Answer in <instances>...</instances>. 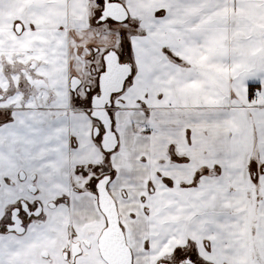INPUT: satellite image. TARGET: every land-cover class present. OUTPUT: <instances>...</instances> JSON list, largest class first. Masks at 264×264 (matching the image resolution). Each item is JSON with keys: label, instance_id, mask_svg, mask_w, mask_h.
Instances as JSON below:
<instances>
[{"label": "snow or ice", "instance_id": "1", "mask_svg": "<svg viewBox=\"0 0 264 264\" xmlns=\"http://www.w3.org/2000/svg\"><path fill=\"white\" fill-rule=\"evenodd\" d=\"M0 264H264V0H0Z\"/></svg>", "mask_w": 264, "mask_h": 264}]
</instances>
